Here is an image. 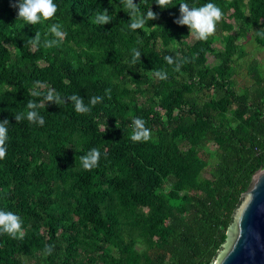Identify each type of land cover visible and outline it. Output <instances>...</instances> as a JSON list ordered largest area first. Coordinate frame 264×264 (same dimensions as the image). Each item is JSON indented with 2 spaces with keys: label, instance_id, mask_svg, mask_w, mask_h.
<instances>
[{
  "label": "trees",
  "instance_id": "16d2710c",
  "mask_svg": "<svg viewBox=\"0 0 264 264\" xmlns=\"http://www.w3.org/2000/svg\"><path fill=\"white\" fill-rule=\"evenodd\" d=\"M16 2L0 0V121L10 123L0 210L22 218L24 238L0 235V264H212L264 169V66L250 62L240 90L233 79L248 36L264 52V0H173L167 9L134 0L157 16L137 30L121 0H54L53 21L34 26L18 19ZM184 2L224 13L206 42L175 23ZM104 9L113 21L95 24ZM52 22L67 35L48 48ZM161 70L167 80L155 76ZM37 81L85 104L103 100L83 115L70 101L47 104L43 126L17 123L29 100L39 102ZM133 118L146 121L148 142L131 140ZM93 147L101 158L87 171L79 158Z\"/></svg>",
  "mask_w": 264,
  "mask_h": 264
},
{
  "label": "clouds",
  "instance_id": "9594fccd",
  "mask_svg": "<svg viewBox=\"0 0 264 264\" xmlns=\"http://www.w3.org/2000/svg\"><path fill=\"white\" fill-rule=\"evenodd\" d=\"M124 10L131 17L129 27L132 30L142 29L149 20L157 19L156 14L150 9L141 12L139 5L134 3V0H121ZM161 9L175 7L173 0H156L155 2ZM13 7L18 8V19L22 20L25 25H37L43 21H53L58 11V5L54 0H17ZM179 18L175 21L180 26H187L190 34L195 39L206 42L209 37L213 36L216 32L218 22L223 19L224 13L221 8L211 2L205 3L202 6H193L187 2L179 4ZM113 21L112 15H109L107 9L97 13L94 23L98 25L110 24ZM47 36H52V39H44V47H53L65 39L67 33L63 30L60 23L52 22L47 28ZM257 35L264 37V29L258 31ZM27 42L33 47H39L41 43V34L35 33L34 39H27ZM133 61L142 56L138 48H132ZM165 61L169 65H175L174 71H179L181 63L174 60L171 56H165ZM155 76L161 80H167V73L163 70L156 71ZM41 87H47V92H41ZM108 91V90H106ZM32 95L38 97L37 100H29L26 104V112H18L14 115L17 123L27 120L33 125L43 126L45 124L44 117L40 114L39 109L45 107L47 104H55L60 106L70 101L75 112L78 114H88L91 112L92 107L102 102L103 97L92 96L88 104L84 103V98L78 94H72L68 97L62 96L55 89L35 82ZM9 127L10 123L7 119L0 121V160L6 158L7 142L9 140ZM106 128V124H105ZM131 140L133 142L146 143L152 138L151 130L146 127V121L142 118H133L132 120V133ZM101 158V151L93 147L85 155L81 156L80 164L84 170L91 171L99 166ZM8 235L12 239L24 238L23 220L22 218L11 212L0 210V235ZM54 250V245H48L45 248V254L51 255Z\"/></svg>",
  "mask_w": 264,
  "mask_h": 264
},
{
  "label": "water",
  "instance_id": "95a60500",
  "mask_svg": "<svg viewBox=\"0 0 264 264\" xmlns=\"http://www.w3.org/2000/svg\"><path fill=\"white\" fill-rule=\"evenodd\" d=\"M212 264H264V169L258 170L226 230Z\"/></svg>",
  "mask_w": 264,
  "mask_h": 264
},
{
  "label": "rangeland",
  "instance_id": "374dc122",
  "mask_svg": "<svg viewBox=\"0 0 264 264\" xmlns=\"http://www.w3.org/2000/svg\"><path fill=\"white\" fill-rule=\"evenodd\" d=\"M214 47L216 49H221V44L217 41L214 43ZM242 49L244 52V56L240 59L235 66V75L233 77L236 85V89L240 90L248 84V78L246 75L247 65L250 62L258 61L260 64L264 66V52L259 50L256 44L252 41L250 36H248L245 41L242 42ZM208 63L209 65H215L216 61L212 55H208ZM205 177H208V172L204 173Z\"/></svg>",
  "mask_w": 264,
  "mask_h": 264
}]
</instances>
